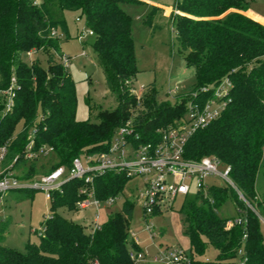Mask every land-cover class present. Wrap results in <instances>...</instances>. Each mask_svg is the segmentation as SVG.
Here are the masks:
<instances>
[{
    "label": "trees",
    "instance_id": "16d2710c",
    "mask_svg": "<svg viewBox=\"0 0 264 264\" xmlns=\"http://www.w3.org/2000/svg\"><path fill=\"white\" fill-rule=\"evenodd\" d=\"M251 2L178 0L177 12L170 18L178 52L186 66L195 70V84L189 93L177 94L170 101L159 100L152 83L138 106L132 92L138 73L133 21L124 5L143 3L141 0H0V92L13 76L18 85L11 111L5 113L0 100V145L8 144L5 165L22 170L18 177L23 181L41 175L37 159L24 156L33 128L37 129L35 148L46 145L55 157L44 174L61 165L69 168L74 158L84 154L107 151L118 127L131 117L143 141H150L157 136V129L185 115L189 100L204 103L211 97V93L200 91L201 87L229 76L232 87L227 108L188 139L184 156L192 160L215 156L229 165L231 179L256 211L228 187L211 189L214 203L199 193L185 196L182 210L193 249L191 264H236L242 245L246 264H264L260 230L264 192L260 195L256 190L258 176L264 174V24L246 14ZM66 11H78L94 32L95 61L115 105L100 109L96 115L91 113L96 120H77L75 82L50 56V50L62 54L60 38L50 34L52 29L67 31ZM33 49L47 52V66L39 59L30 63L23 58ZM90 108L92 112L93 106ZM20 122L22 129L14 135ZM128 181L124 173L114 171L96 177V198L105 201L117 197ZM86 186L84 179L72 178L63 184L61 192L52 193L44 234L38 243L28 242L23 252L4 244L7 227L0 221V264H151L136 263L130 256V249L141 250L130 238L133 199L126 198L121 210L110 214L95 232H86L83 225L57 212L59 208L78 211L77 203L84 198L80 190ZM228 200L234 201L238 215L246 218L245 224L227 229L236 216L223 217L219 210ZM244 233L247 238L242 244ZM208 245L217 249L216 261L200 258Z\"/></svg>",
    "mask_w": 264,
    "mask_h": 264
},
{
    "label": "rangeland",
    "instance_id": "374dc122",
    "mask_svg": "<svg viewBox=\"0 0 264 264\" xmlns=\"http://www.w3.org/2000/svg\"><path fill=\"white\" fill-rule=\"evenodd\" d=\"M141 1L143 3L124 5V9L131 15L133 21V37L138 68L132 86L136 92H140L142 87H145L146 90L147 86L154 83L159 100L174 101L176 97L169 94L174 82L180 81L177 87L178 96L189 93L195 84V70L193 67L186 66L184 59L178 52V44L170 15L164 16L163 11L158 7L159 10H153L154 13H152V9L154 6L162 5L167 10L172 9V13L177 12L175 7L178 0H149L148 4L144 3L148 0ZM35 2L40 3V0H35ZM249 10L264 19V0H252ZM160 14L163 17H159ZM150 15L152 17L151 23L148 22ZM78 18L80 20H77ZM65 19L67 31L60 30L59 44L61 53L72 57L67 70L75 82L76 118L79 121L96 120L94 115L100 109H111L115 105L106 88L103 71L95 61L92 45L94 35L85 37L81 42L78 40L82 30H88L84 17L78 11H66ZM82 51L86 55H81ZM46 53L36 50L32 59H29L28 54L23 55V58L30 63L39 59L41 65L45 67L49 63ZM58 54L55 50H50L53 61L58 62ZM90 106H93L92 112ZM91 113L94 115L91 116ZM21 129L22 122L16 126L14 135ZM30 134H32V130H30ZM54 162L55 157L52 153L41 155L37 159L39 174H44L42 171L49 169ZM217 170L223 172L224 167L220 165ZM19 172L22 170H17V173ZM207 184L209 186L225 184L231 188L219 175L208 178ZM143 187L140 179H131L127 182L123 192L109 206L104 203L100 208L90 205L88 208L78 211L59 208L57 212L73 222L83 225L86 232H91L92 221L96 214H99V222L102 225L107 221L110 214L121 210L126 198H131L134 201V211L129 226L130 238L132 239V234H134L142 250L153 253L156 246L163 248L179 247L184 249L189 256H192L191 239L187 231L185 214L182 210L185 198L183 196L176 197L171 208L163 210L152 218L157 231L154 245L144 230V208L138 199V189H143ZM256 190L260 195L264 192L263 172L258 176ZM50 206L51 201L46 198L42 190L12 189L4 194L0 198V221H3L7 227V233L3 240L4 244L23 252L28 242L38 243L40 235L44 234V232L40 234L39 230L44 228L43 222L45 216L50 212ZM219 214L223 217H235L239 214V209L234 201L228 200L219 210ZM260 218V230L264 240V218ZM36 230L38 231L36 232ZM130 251H134V249H130ZM200 258L216 261L218 251L214 246L208 245Z\"/></svg>",
    "mask_w": 264,
    "mask_h": 264
},
{
    "label": "built area",
    "instance_id": "2783aa9c",
    "mask_svg": "<svg viewBox=\"0 0 264 264\" xmlns=\"http://www.w3.org/2000/svg\"><path fill=\"white\" fill-rule=\"evenodd\" d=\"M77 20H80L79 18ZM94 35V32L88 28L83 29L78 40L81 42L85 37ZM51 37L60 38L61 32L58 29H52ZM36 53L33 49L29 51L28 57ZM81 55H86L84 51ZM58 62L66 69L72 61V57L64 54L57 55ZM16 78H11L10 85L0 92V100L4 103V112L12 110L15 103ZM178 83L170 90V96H176ZM232 81L229 76L222 77L215 83L201 87L200 91L211 93V97L204 103L196 100H189L186 103V113L183 117L175 120L173 124L167 127L157 129V136L150 141H143L141 134L137 131L134 119L131 117L125 123L120 125L112 137L109 148L105 152L95 154H84L73 159L72 166L67 168L61 165L50 173L40 175L33 181H23L18 177L13 164L5 165L8 155V144L0 145V198L12 189H32L42 190L47 199L52 198L54 191H62L63 184L72 179H84L87 184L80 190L84 198L77 203L78 210L86 209L90 205L100 208L103 203L106 206L111 205L116 197H110L105 201L96 198L94 180L106 172L114 171L124 173L129 180L140 179L143 183V189H138V199L144 208V230L149 235L151 242L155 245L154 239L157 231L152 218L172 207L173 202L178 196H187L199 193L203 199L214 203L211 189L213 187H227L225 184L212 185L207 184V179L219 175L232 189H234L239 198L246 203L248 207L255 208L248 202L243 193L238 189L230 176L231 167L223 165L222 161L215 156H204L197 160L187 159L184 156L185 145L188 139L200 128H204L214 120L218 119L230 102V88ZM132 89L136 95L138 106L141 104L142 92ZM193 97L197 96L194 92ZM37 129H32L29 135V142L25 149V158L29 160L38 159L41 155L48 154L52 148L43 145L35 148V136ZM18 159L15 157L14 162ZM85 161V163H84ZM222 165L223 172H218L217 168ZM99 214H96L91 226V232L101 228ZM246 223V218L238 215L227 225L230 229L235 224ZM38 230H36L37 232ZM44 228L39 230L43 234ZM247 238L244 233L242 244ZM132 239L138 244L137 238L132 234ZM238 260L236 264H246V251L242 247L238 249ZM131 259L136 263L151 264H191L192 258L182 248H163L156 246L155 252L149 251H130Z\"/></svg>",
    "mask_w": 264,
    "mask_h": 264
},
{
    "label": "crops",
    "instance_id": "0c3cea01",
    "mask_svg": "<svg viewBox=\"0 0 264 264\" xmlns=\"http://www.w3.org/2000/svg\"><path fill=\"white\" fill-rule=\"evenodd\" d=\"M145 4H148L149 3V0L148 1H145L144 2ZM156 7H158L159 9H161L162 11H163V13H164V16H166V14L167 15H170V17H171V14H172V12H171V10L172 9H165V7L164 6H162V5H157ZM161 11V12H162ZM167 11H168V13H167ZM173 11V10H172ZM246 14L248 15V16H250L251 18H253V19H255V20H257L258 22H260V23H262V24H264V19H262V17L260 16V15H258V14H255V13H252L250 10H248V11H246ZM162 14H160V15H158L159 17H163V15L161 16ZM176 83H178V85L180 84V81L179 80H176L175 82H174V85L176 84Z\"/></svg>",
    "mask_w": 264,
    "mask_h": 264
}]
</instances>
